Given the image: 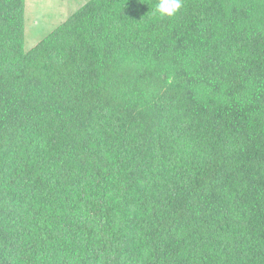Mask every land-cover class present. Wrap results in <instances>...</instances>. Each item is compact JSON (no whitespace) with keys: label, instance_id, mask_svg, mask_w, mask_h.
Wrapping results in <instances>:
<instances>
[{"label":"trees","instance_id":"obj_1","mask_svg":"<svg viewBox=\"0 0 264 264\" xmlns=\"http://www.w3.org/2000/svg\"><path fill=\"white\" fill-rule=\"evenodd\" d=\"M157 2L0 0V264H264V0Z\"/></svg>","mask_w":264,"mask_h":264},{"label":"rangeland","instance_id":"obj_2","mask_svg":"<svg viewBox=\"0 0 264 264\" xmlns=\"http://www.w3.org/2000/svg\"><path fill=\"white\" fill-rule=\"evenodd\" d=\"M88 0H24V51L61 24Z\"/></svg>","mask_w":264,"mask_h":264},{"label":"clouds","instance_id":"obj_3","mask_svg":"<svg viewBox=\"0 0 264 264\" xmlns=\"http://www.w3.org/2000/svg\"><path fill=\"white\" fill-rule=\"evenodd\" d=\"M183 0H158L153 8V14L161 19L174 18L182 9Z\"/></svg>","mask_w":264,"mask_h":264}]
</instances>
